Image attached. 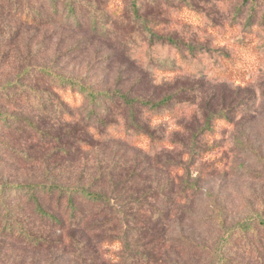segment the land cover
I'll list each match as a JSON object with an SVG mask.
<instances>
[{
	"label": "rangeland",
	"instance_id": "1",
	"mask_svg": "<svg viewBox=\"0 0 264 264\" xmlns=\"http://www.w3.org/2000/svg\"><path fill=\"white\" fill-rule=\"evenodd\" d=\"M66 1L56 0L53 11L49 0H0V86L15 80L26 68L41 66L80 80L97 92L118 90L151 103L172 97L169 109L159 111L163 115L168 110L174 114L172 118L158 119L159 115L140 105L135 109L139 123L166 143L150 151L144 138L137 144L112 139L105 125L88 123L83 110H75L70 119L48 120L38 110L26 106L16 109L3 100L0 112H10L18 120L8 126L0 122V184L58 181L92 190L107 189L104 174L109 170L118 179L129 177L137 190L167 187V198L159 205L167 220L146 234L145 240L162 236L167 264H210L208 252L196 246L215 248L221 236L220 215L227 227L253 214L264 215V39L240 35L248 48L233 47L232 37L239 32L226 27L225 35H221L205 29L194 13L184 11L187 27L183 31L175 27L173 14L172 19L156 16L162 31L175 30L178 38L192 41L198 51L202 47L213 50L212 63L219 62L218 55L234 50L226 80L160 73L139 63L135 48L118 36L92 30L87 9L80 10L77 22L61 19ZM86 1L108 14L112 8L129 4V0ZM173 2L180 4L178 0ZM190 2L205 17L211 14L222 27L233 22L237 8L243 14L237 22L240 28L250 16L251 0ZM258 3L255 26L264 15V0ZM26 9L34 15L40 13L42 18L24 21L21 12ZM40 79L31 77L27 83L43 88ZM110 108L108 115L101 114L106 123H115L134 135L128 107L117 100ZM219 113L226 114V120L213 122L214 132L199 135L193 145V134L203 127L207 116ZM25 117L47 136L29 132L21 121ZM181 180L195 184L198 191L182 196ZM22 203L16 201L15 205ZM24 212L27 214V210ZM88 221L77 228L56 229L33 223L29 217L27 224H37L36 231L51 236L54 246L37 249L14 240H0V264H118L120 245L99 241L98 233H90ZM70 234L84 245L83 259L77 245L71 244ZM258 235L261 238L251 251L242 244L231 247L228 264H264L260 259L264 255V231L259 230Z\"/></svg>",
	"mask_w": 264,
	"mask_h": 264
},
{
	"label": "trees",
	"instance_id": "2",
	"mask_svg": "<svg viewBox=\"0 0 264 264\" xmlns=\"http://www.w3.org/2000/svg\"><path fill=\"white\" fill-rule=\"evenodd\" d=\"M178 1L179 6H176L173 0H129L127 6L121 9L112 8V13L108 14L96 5L91 6L86 0H67L61 19L71 18L77 22L80 10L85 8L90 14L91 29L99 34L118 36L128 43L135 48L136 60L139 63L146 64L156 72H180L201 79L205 77L213 80L228 79L231 74L228 66L230 61H233L234 50L230 54L218 55L219 62L212 63L213 50L202 47L201 51H198L192 41L184 37L178 38L175 30L162 31L156 16L159 18L168 16L172 19L173 14L176 19L175 27L179 26L183 31L187 27V20L183 17L184 11L194 13L200 17L202 23L200 25L205 29H213L221 35H225L226 27L235 33L239 32L232 37L233 47L248 48V43H245L240 35L253 34L264 39V15L263 21L257 26L254 22L260 9L258 0H251L250 16L242 28L237 24L243 17L240 8L234 12L233 22L222 27L210 16L211 14L207 13L208 17H205L194 8L190 0ZM49 4L55 11L56 0H49ZM41 18L40 13L34 15L30 9L21 12V19L24 21L32 19L39 21ZM165 25L171 28L169 22H165ZM262 43L264 45V42ZM224 65L226 68H223ZM31 77L41 78L44 87L35 88L28 84ZM79 99L81 103L78 102ZM3 100L11 103L16 109L26 106L31 110H38L48 120L70 119L75 110H83V118L91 124L99 122L102 127L105 125L112 139L132 140L137 144V141L144 138L147 141L145 147L150 148V151L164 146L166 142L139 123L135 112L136 106L148 108L150 112L159 115L158 119L174 116L168 110H165L167 112L163 115L159 112L163 107L169 109L172 97L151 103L146 99L130 98L118 90L97 92L80 80L41 66L26 68L15 80L0 86V103ZM117 100L129 109L128 119L131 130L135 132L132 136L129 135L130 131L117 128L115 123H106L101 117V114L108 115L111 112V103ZM102 101L110 104H101ZM226 118L227 115L224 113L207 116L203 127L193 134L192 144L197 143L199 135L214 132L213 122ZM21 119L29 132L47 136L30 118ZM16 120L18 119L14 114L0 112V122L4 125L8 126ZM178 143L186 148L183 142ZM190 150L194 151L192 148ZM60 152L63 151L60 149ZM104 175L107 189L92 190L87 186L65 185L58 181L0 184V240H14L37 249L51 248L55 244L54 240H51L52 237L37 232V224L34 227L29 226L27 224L29 217L33 223L56 229L77 228L83 221L89 220L87 226L91 230L90 233H98L99 241L120 245L118 264H167L162 236L145 240L146 234L167 220V214L159 206L167 198V187L157 185L137 190L132 185L133 182L129 183V177L118 179L115 173L109 170L105 171ZM180 185L182 196H185L187 191L191 193L198 191L195 184L186 180H181ZM16 201L24 203L15 205ZM51 207L55 210H51ZM26 210L27 214H24ZM219 227L221 236L214 249L196 246L208 252L211 257L210 264H228L230 248L237 247L238 244L251 251L255 247V241L261 238L258 231H264V215L253 214L230 227L225 226V221L220 215ZM68 238L71 244L77 245L79 258L83 259L81 241L74 234H70ZM152 243L154 245L148 249L147 245ZM260 259H264V255H260Z\"/></svg>",
	"mask_w": 264,
	"mask_h": 264
}]
</instances>
